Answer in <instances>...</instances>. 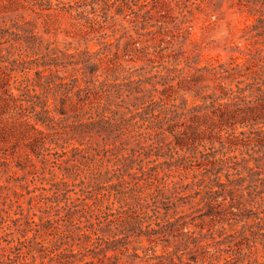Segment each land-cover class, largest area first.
<instances>
[{
	"label": "rangeland",
	"instance_id": "rangeland-1",
	"mask_svg": "<svg viewBox=\"0 0 264 264\" xmlns=\"http://www.w3.org/2000/svg\"><path fill=\"white\" fill-rule=\"evenodd\" d=\"M256 18L246 0H0V202L20 218L10 224L14 238L36 235L30 243H36V264H59L63 251L78 253L74 264H193L191 258L195 264H264V199L243 183L226 187L211 205L203 200L211 180L201 174L217 169L226 154L243 176L253 169L264 178V156L258 158L264 140L256 136L264 127L250 118L264 116L254 80L264 66V30L256 29ZM55 57L88 59L97 66L98 83L111 65L117 72L137 70L145 89L154 83L166 90L168 103L185 100L189 111L169 121L165 110H154L153 122L165 130L158 156L150 157L158 166L147 170L149 159L136 158L146 172L127 177L120 187L124 212L108 225H98L95 214L102 216L111 199L91 188V179L114 164L73 150L72 118L80 110L74 98L62 103V91L44 84L58 70L65 82L82 85L88 70L44 65ZM42 107L50 111L49 128L36 123ZM171 125L186 134L182 145L175 144ZM142 128L158 131L147 122ZM133 135L130 126L120 140ZM74 174L92 192L70 214L79 181L69 188L77 195L55 194L53 184ZM99 228L101 240L93 235ZM109 231L124 234L101 253L100 244L114 240Z\"/></svg>",
	"mask_w": 264,
	"mask_h": 264
},
{
	"label": "trees",
	"instance_id": "trees-1",
	"mask_svg": "<svg viewBox=\"0 0 264 264\" xmlns=\"http://www.w3.org/2000/svg\"><path fill=\"white\" fill-rule=\"evenodd\" d=\"M249 12L257 15L255 19L258 23L256 27L262 28L264 30V0H246ZM83 64V70H88L84 72L82 76V81L84 84L78 85L77 79H72L69 83L65 82L62 77L55 73H50L45 80L44 84L49 89H58L62 91V103L65 99L74 98V108L76 112L75 116L72 118V136L71 140L78 144V147L73 148L75 152L79 153H90L91 157L106 158L112 164L117 165L119 163L121 167L114 168L113 165H107L104 172L95 175L91 179V188H100L104 190L103 195L111 199V205L102 212V216L95 214V219L97 224L100 225L102 221H107V225L112 222V218L119 216L124 212L122 206H120V193L122 192L120 187L127 183V177L132 179H137L143 175V166L141 168L140 161L136 162L137 157H142L149 159L147 165H153L150 168H156L158 164L155 160H150L153 155L158 156V151L161 150L163 139L165 135V130L162 124L160 127L157 123L153 122L154 110L160 109L165 110L169 116L170 120L173 121L178 117H185L189 113L185 110V100L181 103L176 104L175 99L168 103L165 94L166 90L158 91L156 84L149 83L151 89L147 90L144 87L145 81L141 79V75L137 70H122L117 72L115 68L111 65L107 67V72L105 74V79L97 82L98 75H94L97 71L96 65L89 64V60L85 59L81 62L64 61L61 58L55 57L49 63L44 64L47 67H53L54 69H65L69 66ZM119 71V70H118ZM256 81V91L258 92L256 101L259 102V108L264 106V66L260 70L258 77L254 78ZM259 81V82H258ZM148 83V82H146ZM36 84V83H35ZM165 85V84H163ZM62 89V90H60ZM7 92V91H6ZM241 94L244 89H239ZM34 96L35 98H39ZM71 95L70 97L68 95ZM11 96L10 94H8ZM35 106V105H34ZM83 107H85L84 111ZM34 108V107H33ZM181 111V112H179ZM49 110L44 107L41 111L36 114V123L43 125L45 127H50L52 123V117L49 114ZM252 113V110H250ZM254 115V114H251ZM82 116L85 117L84 120H78ZM259 116V115H258ZM242 122H245L248 118L246 115L241 116ZM253 124L261 123L264 127V120L259 122V119L250 116ZM133 121V123H131ZM147 122V129H157L155 133L146 132L142 128L143 123ZM132 128L133 136L127 137L124 140H120L127 128ZM175 125L169 126L168 130L172 131L174 136V141L176 145H182L186 142V134L181 131H175ZM34 129V128H33ZM36 130V129H34ZM256 134L259 140H264V137L260 134H264V130H259ZM194 135V132L191 134ZM138 138L140 140H137ZM130 139H134V144L129 147ZM190 140V138H187ZM165 142V140H164ZM169 149V148H168ZM195 149V146L188 147V151ZM170 150V149H169ZM157 151V152H156ZM156 152V153H153ZM66 155V152H63ZM264 156V153L258 158ZM234 156L223 155V158L218 161L220 166L215 170L204 169L201 173L203 177H208L211 180V184L205 186V194L203 200L207 201L209 204H214L217 198L216 194L221 191H225L228 186H241L243 183H247L248 189H251L254 196H260L264 199V178L261 176L262 172L260 170L251 169L247 176L243 174L236 168V163L233 162ZM256 158V161H259ZM137 163L136 165H134ZM137 166L138 168H135ZM256 169H261L259 166ZM225 170L223 174L226 178V182L220 181V175L222 171ZM146 172V171H144ZM148 172V171H147ZM210 176H209V175ZM78 176H67L63 177L60 181L54 183L53 188L56 191L55 194L66 195L73 190L77 185L74 183L76 180L79 181L78 186L80 187L78 198L72 201L73 204L69 213L77 212V206L81 202L85 203L87 197L83 194L85 192H92V189H86L83 181L77 178ZM233 177V178H231ZM114 179V181H113ZM203 182V181H202ZM4 189V186H0V192ZM77 195V192H72ZM199 194V192H197ZM118 204L119 206L112 209V206ZM88 209L91 206L85 205ZM13 215H16L15 213ZM20 221V218H12L8 207L0 202V264H36V257L32 254V250L36 249V243L30 244L36 238L33 234L30 238L24 234L20 238L13 237V230L10 224H16ZM30 224L36 226L35 218H30ZM257 223V222H256ZM106 225V227H107ZM93 225L89 224L88 228ZM102 233V228L94 230L93 235H95L97 240H101L99 232ZM111 239L105 242V246L101 245L97 248L99 252H105L108 248V243L117 242V236L123 235L124 233L119 231V233L110 232ZM163 234L161 231H156L153 235ZM85 238H89L88 234H83ZM31 240V241H30ZM78 245V244H77ZM96 250V249H95ZM94 252L96 253V251ZM78 253L65 251L57 255L61 259L59 264H74L76 261H80L81 258L75 259ZM105 257V254H103ZM159 258V256H156ZM197 258H191L193 264L197 263ZM86 264V263H85ZM187 264H190L189 262ZM203 264V263H202ZM209 264H212L209 261Z\"/></svg>",
	"mask_w": 264,
	"mask_h": 264
}]
</instances>
